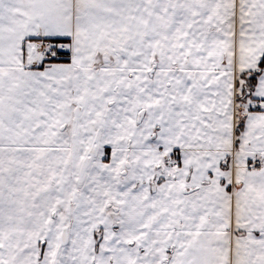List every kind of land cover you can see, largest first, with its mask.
I'll list each match as a JSON object with an SVG mask.
<instances>
[{
  "label": "snow or ice",
  "instance_id": "snow-or-ice-1",
  "mask_svg": "<svg viewBox=\"0 0 264 264\" xmlns=\"http://www.w3.org/2000/svg\"><path fill=\"white\" fill-rule=\"evenodd\" d=\"M0 264H264V0H0Z\"/></svg>",
  "mask_w": 264,
  "mask_h": 264
}]
</instances>
